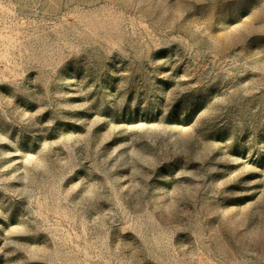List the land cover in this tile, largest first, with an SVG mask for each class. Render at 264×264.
<instances>
[{"label": "rangeland", "instance_id": "374dc122", "mask_svg": "<svg viewBox=\"0 0 264 264\" xmlns=\"http://www.w3.org/2000/svg\"><path fill=\"white\" fill-rule=\"evenodd\" d=\"M0 264H264V0H0Z\"/></svg>", "mask_w": 264, "mask_h": 264}]
</instances>
